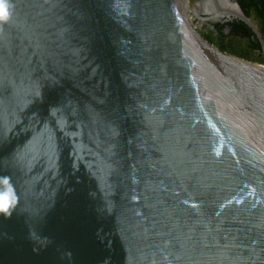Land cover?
I'll return each instance as SVG.
<instances>
[{
	"label": "water",
	"instance_id": "1",
	"mask_svg": "<svg viewBox=\"0 0 264 264\" xmlns=\"http://www.w3.org/2000/svg\"><path fill=\"white\" fill-rule=\"evenodd\" d=\"M9 7L0 264H264V64L189 0Z\"/></svg>",
	"mask_w": 264,
	"mask_h": 264
},
{
	"label": "flooded vegetation",
	"instance_id": "2",
	"mask_svg": "<svg viewBox=\"0 0 264 264\" xmlns=\"http://www.w3.org/2000/svg\"><path fill=\"white\" fill-rule=\"evenodd\" d=\"M189 10L209 43L264 64V0H189Z\"/></svg>",
	"mask_w": 264,
	"mask_h": 264
},
{
	"label": "clouds",
	"instance_id": "3",
	"mask_svg": "<svg viewBox=\"0 0 264 264\" xmlns=\"http://www.w3.org/2000/svg\"><path fill=\"white\" fill-rule=\"evenodd\" d=\"M11 15L9 0H0V27L8 22ZM0 183L7 185V192L11 193V195L0 194V216L10 217L16 207L18 196L10 177H0Z\"/></svg>",
	"mask_w": 264,
	"mask_h": 264
},
{
	"label": "trees",
	"instance_id": "4",
	"mask_svg": "<svg viewBox=\"0 0 264 264\" xmlns=\"http://www.w3.org/2000/svg\"><path fill=\"white\" fill-rule=\"evenodd\" d=\"M246 57V56H245ZM248 60H251V61H254V62H259V63H262L263 62V60L262 61H256V60H253V59H251V58H248V57H246Z\"/></svg>",
	"mask_w": 264,
	"mask_h": 264
}]
</instances>
